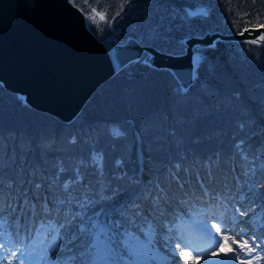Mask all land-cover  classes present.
<instances>
[{
    "label": "trees",
    "instance_id": "16d2710c",
    "mask_svg": "<svg viewBox=\"0 0 264 264\" xmlns=\"http://www.w3.org/2000/svg\"><path fill=\"white\" fill-rule=\"evenodd\" d=\"M73 1L85 14L95 8L108 21L120 12L115 19L119 42L134 37L142 45L175 55L185 53L186 38L264 26V0ZM199 9H206L207 16L188 15ZM91 29L100 40L110 35L105 22ZM156 32L159 37L153 40ZM198 50L197 79L188 92L181 91L170 71L135 62L101 85L70 124L29 108L0 84V210L1 215L8 212L5 226L14 218L15 204L25 220L30 193L36 219L50 212L75 231L77 224H87L99 213H121L127 206L129 216L127 193L138 173L151 180L147 200L160 207L170 201L157 189L155 177L181 203L178 194L182 199H206L197 171L210 187L216 184L223 190L227 182L236 183L234 175L246 179L252 169L264 168V45L221 41ZM116 129L123 135L114 136ZM73 137L76 143L70 142ZM96 155L103 158L102 173L93 163ZM68 181L72 183L65 191ZM255 182L258 199H264V188ZM144 208L143 213H152L149 206ZM68 247L71 252H54L55 257L80 256L87 241Z\"/></svg>",
    "mask_w": 264,
    "mask_h": 264
},
{
    "label": "water",
    "instance_id": "95a60500",
    "mask_svg": "<svg viewBox=\"0 0 264 264\" xmlns=\"http://www.w3.org/2000/svg\"><path fill=\"white\" fill-rule=\"evenodd\" d=\"M85 16L73 0H0V84L31 109L64 123L73 122L98 88L137 58L150 56V63H143L170 71L185 93L197 79L200 59L194 70V48L221 41L264 45V26L249 27L186 38L185 53L167 54L135 38L118 43L113 25L115 32L101 41Z\"/></svg>",
    "mask_w": 264,
    "mask_h": 264
},
{
    "label": "snow or ice",
    "instance_id": "6c2138e0",
    "mask_svg": "<svg viewBox=\"0 0 264 264\" xmlns=\"http://www.w3.org/2000/svg\"><path fill=\"white\" fill-rule=\"evenodd\" d=\"M91 13L92 14H86L85 16V23L87 27H91L93 24H97V26H99L100 22H105V25L110 29V35L115 32V29L111 28V24L115 21L116 16L120 15V12H117L116 16H113L110 21L106 20L105 14L97 12L95 8L91 9ZM207 14L208 13L206 9H199L196 13H188L189 16L199 15L202 17H206ZM97 16L99 17V20H97ZM92 30L95 31V29ZM101 31H103V29H101ZM158 37L159 33L156 32L152 38L155 40ZM261 39H264V35L261 36ZM253 42L258 43V41ZM109 43L113 44L114 47H119L111 40ZM209 47H215V43L213 42L211 45H209ZM199 59V50L198 48H194V70L198 66ZM117 62H119V52H117ZM136 62L150 63V56L145 57L143 61L137 58ZM113 135L121 136L123 133L119 129H116L113 131ZM70 142L76 143V138L73 137ZM242 143L243 142H241V144ZM236 147L240 149L241 145L238 144ZM92 159L93 163L102 173V156L96 155L93 156ZM244 159L246 160L247 157H244ZM116 163L119 165L120 161H117ZM59 171H65L63 166L59 168ZM79 176L80 174L77 170L76 182L79 181ZM71 183L72 181L64 183L63 187L65 191L68 190ZM2 184L3 181H0V185ZM41 186L42 185L39 183L35 185L37 189H39ZM258 186L264 188V183H259L258 181ZM8 187H11V184H9ZM0 195H2V193H0ZM155 206L156 205H154V207ZM44 207H47V201H45ZM128 210L129 209L126 206L121 213L115 214L111 217L105 215L104 213L96 214L95 218L89 219L87 224H85L83 221L77 224L75 231L71 230V224L68 223H58L56 220L49 219L45 224V222L41 220L40 228L36 230L39 242L43 243V241L47 239L48 233H53L50 243L44 245V254L40 257L41 264H149V258L143 256L140 252V249L148 248L153 244L155 229L150 223H148L147 217L144 216L143 211L140 209L138 203H133L131 207V216L125 214ZM244 214V212L239 213L241 216ZM45 215L50 217L51 213L46 212ZM101 216H103V219L100 218ZM138 219H141L146 224H148V231L144 232V235L147 236L148 239L144 244H141L139 241V236H137L135 232L131 231V229H140L141 232H143V229L137 223ZM217 223L222 224V219L218 220ZM5 224V218L0 216V228H3ZM125 224L130 225L131 227H125ZM262 226H264V222H262ZM213 228L215 229V232L212 231ZM197 231L200 232L205 238V246L203 248L198 247L195 243L188 239L178 240L176 243V248H180L181 244H183L184 247L192 248L194 251H196L198 256L204 257L205 264H234L237 259H240L241 257L247 258L250 253L254 251H264V249H260V243H264V239H262L260 243H257L255 236H252L250 239L253 241L254 247L249 246L248 241L243 240V236L246 234L243 229L240 233H236L225 224L222 231L221 227H218L215 223L209 226L207 222H203L199 225ZM3 235L5 234L0 232V236ZM237 236L240 237V242L238 247L233 251L232 255L225 253L224 256L226 259L222 258L216 261L208 260V251L214 250L220 246L221 237L223 238L225 244H227L230 238L232 239L233 243H237V240L235 239ZM77 240H80L82 245L85 240L87 241L85 253L80 256L73 254L66 256L63 259H56L52 257L51 254L53 252H56L57 254L65 251L71 252L72 249L69 248L68 245L74 244ZM11 243L12 241L10 239L0 243V248L4 249V252L0 254V264H5L4 256H14V251L8 248V245ZM176 248L173 249V256L176 255ZM187 256L188 254L184 255L185 260H187ZM254 258L259 259L260 257L257 256ZM15 259L17 264H23V261L19 257H16ZM7 264H12V262L8 261ZM176 264H179V262L177 261Z\"/></svg>",
    "mask_w": 264,
    "mask_h": 264
},
{
    "label": "rangeland",
    "instance_id": "374dc122",
    "mask_svg": "<svg viewBox=\"0 0 264 264\" xmlns=\"http://www.w3.org/2000/svg\"><path fill=\"white\" fill-rule=\"evenodd\" d=\"M111 25H113L114 28L116 29V27H115V21L112 22ZM102 29H106V27L104 26ZM116 31L118 32L117 29H116ZM118 34H119V32H118ZM123 70H121L120 72H122ZM89 120H91V116L87 118V121H89ZM259 172H263L261 174V179H260ZM234 176H236V179L239 180V184L241 183V185H243V189L246 190L245 198L247 199V201H249L250 203H254V206H252L251 209H250L249 215L256 214L257 212H261V213L263 212L264 213V199L263 198L258 199V196H257L258 193H257V191L255 189V184L257 183L255 181H259L260 180V182H264V168H257V169L255 168V169H252L251 174L246 179L241 178L238 174H236ZM133 180L136 181V177H134ZM148 180L151 181L150 179H148ZM181 182H183V180L180 178V183ZM141 183H142V181L139 180V184H141ZM145 186H146V184H144V189H145ZM180 186H181V184H180ZM143 193L144 194L141 196V201L144 200V198L146 197L147 194L148 195L150 194V191L147 188L146 190L143 191ZM233 193H234V196H237L238 195V192L236 190ZM110 197L111 196H109V198ZM255 199H257V200H255ZM180 212H182V211H180ZM118 213H120V212H117V213H114V212H109L108 213L107 212L105 215L111 217V216H113L115 214H118ZM263 217H264V214H263ZM260 222H264V219H262L260 221L259 220L256 221V224L254 226L255 227L258 226L260 224ZM128 226H129V228L131 227L130 225H128ZM262 227H263V229H261L260 232L262 233V235L264 237V226H262ZM131 231L135 232L136 235L139 236V241H142L143 240V237L144 236H143V233L141 231L136 230V229H131ZM4 239H6L5 235H4ZM4 241H0V243H3ZM143 244H144V242H143ZM23 245H24L23 248H22V246H21V244L19 242H17L15 245H12V246L10 244L8 245V248L10 250H13L14 251V256H4V262H5V264H7L8 261H11L12 264H17V261L15 259L16 257H19L21 260L22 259H26L27 261L31 260L33 262V264H41L40 257H41V254H44V252H43L44 246L40 242H38L37 240H36V245L37 246H33V244H30V245H32L31 246V250H32L31 252H35V251L39 252V256H38V258H36L35 255L34 256H29V251H27V248H25L26 243H23ZM222 245H224V244L222 243ZM262 248L264 249V245H262ZM141 249H142L141 254L143 256H145V257H148V255H149V249L148 248H141ZM3 252H4V249L3 248H0V254H2ZM51 255H52L53 258H56L54 252ZM56 259H60V258H56ZM209 259L210 258H208V260ZM188 263H190V264H194V263L201 264V261H198V262H194L193 263L190 260ZM23 264H24V262H23Z\"/></svg>",
    "mask_w": 264,
    "mask_h": 264
}]
</instances>
